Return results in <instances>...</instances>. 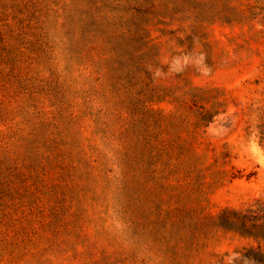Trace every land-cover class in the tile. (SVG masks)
I'll use <instances>...</instances> for the list:
<instances>
[{
    "label": "rangeland",
    "instance_id": "obj_1",
    "mask_svg": "<svg viewBox=\"0 0 264 264\" xmlns=\"http://www.w3.org/2000/svg\"><path fill=\"white\" fill-rule=\"evenodd\" d=\"M256 200L264 0H0V264H232Z\"/></svg>",
    "mask_w": 264,
    "mask_h": 264
},
{
    "label": "trees",
    "instance_id": "obj_2",
    "mask_svg": "<svg viewBox=\"0 0 264 264\" xmlns=\"http://www.w3.org/2000/svg\"><path fill=\"white\" fill-rule=\"evenodd\" d=\"M224 224L229 227H237V231L243 236L252 237L259 242L254 247H244L241 259L232 264H264V201L256 202L245 210L226 209L223 212Z\"/></svg>",
    "mask_w": 264,
    "mask_h": 264
}]
</instances>
